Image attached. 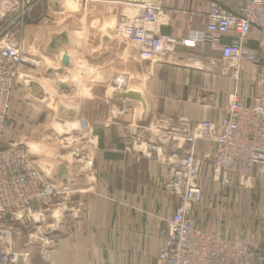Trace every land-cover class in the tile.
<instances>
[{
	"label": "crops",
	"instance_id": "obj_1",
	"mask_svg": "<svg viewBox=\"0 0 264 264\" xmlns=\"http://www.w3.org/2000/svg\"><path fill=\"white\" fill-rule=\"evenodd\" d=\"M75 1L87 18L67 30L71 66L62 68V54L58 57L47 49L52 35L63 32L51 24L30 27L31 37L39 45L25 54L27 60L21 66L37 73L24 74L40 80L55 77L48 74L49 69H61L57 75L65 74L63 82L74 87L63 91L54 85V91L66 94L68 101L62 106L74 105L71 122L78 127L85 120L90 127L89 164L94 178L86 213L63 223L60 231L51 235L54 246L44 264H156L161 231L180 205L164 187L170 176L167 162L173 156L170 145L181 140L182 130L200 121L219 125L226 106L235 98L249 105L264 100L262 35L256 29L250 35L251 45L259 49L260 65L240 62L235 66L222 60L219 49L186 43L193 29L206 27L211 0H92L90 6L84 0ZM217 1L232 11L246 2ZM52 3L55 8L61 6L58 1ZM144 5L159 13L158 31L178 41L165 45L152 62L141 61L139 46L114 34L122 16L136 15ZM104 37L109 38L106 44ZM229 41L230 37L224 38V42ZM234 67L239 70L238 79L233 76ZM117 76L126 77L129 83L135 77L143 89L132 88L130 83L127 92H139L141 97L113 96L114 90L108 87ZM21 79L13 109L25 88ZM27 102L45 110L38 101L28 98ZM16 107L22 108L21 104ZM152 144L158 145L157 152H150ZM214 148L211 143H202L195 152L203 192L202 201L192 208L195 226L207 233L264 245V177L258 169L245 175L236 165L226 182L219 179L209 159ZM57 184L61 188L62 182ZM247 264L258 262L251 257Z\"/></svg>",
	"mask_w": 264,
	"mask_h": 264
},
{
	"label": "built area",
	"instance_id": "obj_2",
	"mask_svg": "<svg viewBox=\"0 0 264 264\" xmlns=\"http://www.w3.org/2000/svg\"><path fill=\"white\" fill-rule=\"evenodd\" d=\"M42 2L45 0H0V30L6 24L17 29L23 28L27 20H33L31 16ZM158 23L159 13L156 9L144 5L136 15L122 16L115 26L118 27L117 34L139 46L138 56L141 61L152 62L163 53L165 45L178 44L175 38L158 31ZM254 29L261 33L260 46H264V0H246L236 11L227 9L217 0H211L206 27L193 29L186 43L219 49L225 63L236 66L240 62H248L259 66V49L253 47L250 41ZM2 32L0 264H25L23 258L30 259V254L15 250L13 231L7 226L20 222L27 229H33L35 221L32 213L54 212V205L61 199V192L57 179H49L41 173L24 146L15 143L6 148L1 146L14 86L21 76L20 67L25 56L20 47L5 40L6 36L3 37ZM225 37H230L231 41L224 42ZM234 69L233 76L238 79L239 70L237 67ZM116 85L120 87L116 88ZM111 86L113 90H127L130 83L126 77H118ZM83 125L86 126V123L83 122ZM180 134L181 140H175L170 145L173 156L167 162L170 176L164 186L169 194L178 199L180 205L161 231L156 264H247L251 257H255L258 264H263L264 245L198 229L192 218V208L203 199L199 186L200 161L195 153L202 143L215 146L209 159L219 179L222 177L226 182L236 165L245 175L258 169L260 176L264 177V100L260 98L249 105L235 98L226 106L219 125L211 121H200L182 130ZM181 141L184 143L182 146ZM150 151L157 152L158 145H150ZM157 158L160 160L158 154ZM7 214L11 215L9 219L6 218ZM48 238L51 240V237Z\"/></svg>",
	"mask_w": 264,
	"mask_h": 264
},
{
	"label": "rangeland",
	"instance_id": "obj_3",
	"mask_svg": "<svg viewBox=\"0 0 264 264\" xmlns=\"http://www.w3.org/2000/svg\"><path fill=\"white\" fill-rule=\"evenodd\" d=\"M52 1H58L61 6L55 8ZM86 1L90 6L92 0H84L83 3ZM79 6V2L75 0H45L37 5L36 11L31 16L33 20L26 19L23 28L17 29L6 24L0 31H3L2 36H6V41L20 47L26 55L31 54L30 49L35 50L33 48H36L37 44L39 45V41L36 43L35 39L31 37L30 27L34 24L57 25L60 30L63 29L62 33L68 35L69 31L67 30L74 29L76 21L87 18V14L79 12ZM26 57H24L22 67L25 65ZM24 71L32 75L35 73L33 70L28 71L27 67H20L21 76L17 82L22 78L21 82H24L25 88L21 89L20 101L15 104V109H13L11 107L13 106L14 92L17 88H21L17 83L14 86L1 146L6 148L13 143L23 145L30 157L38 161L37 167L40 172L45 173L46 175H44L49 179H58L61 163L69 165L70 177L67 176L64 183L62 182L61 188L59 187L61 199L57 203L60 202L62 206H56L62 212L59 226L63 223L64 225L65 223L69 224L86 213L88 191L94 178L92 163L89 164L92 162L90 156L92 147L88 141L89 133L86 132L90 127L85 120H79L80 126L78 127L71 122L74 105L73 108L69 104L68 107H66L67 104L62 106L68 100L65 93L54 91V87L57 86L55 77L53 79L44 77L42 80L34 79L24 74ZM35 74L37 75V73ZM64 75L61 76V79L66 78ZM29 82H34L35 85L29 86ZM130 83L132 88L140 87L139 81L135 77L130 79ZM108 88H111V85ZM28 98L38 101L45 107V110L31 107L27 102ZM17 104H21L22 108H17ZM41 122L42 124H40ZM83 122L86 123V126L83 125ZM40 126L41 129L36 131ZM26 145H29L30 148ZM58 182L61 183L60 180ZM32 216L35 221L33 229H27L25 224L22 225L20 222L10 223L7 227L13 231V242L15 246L17 245L15 250L30 254V259L24 260L25 264H44L49 250L54 246L53 237L49 236L46 227L55 225L58 220L55 219V210L47 212V214L36 211L32 213ZM48 237H52L51 240Z\"/></svg>",
	"mask_w": 264,
	"mask_h": 264
},
{
	"label": "water",
	"instance_id": "obj_4",
	"mask_svg": "<svg viewBox=\"0 0 264 264\" xmlns=\"http://www.w3.org/2000/svg\"><path fill=\"white\" fill-rule=\"evenodd\" d=\"M109 42V38L108 37H104L103 39V43L106 44ZM69 45V40L66 34H54L51 37V42L48 45V50L49 52L55 54V55H61V66L62 68H69L71 66V58L69 56V54L67 53V47ZM62 71V70H59ZM57 70L55 69H49L48 70V74L55 76ZM56 85L57 87H59L61 90L63 91H72L73 90V85L71 83L68 82H63V81H56ZM138 96L141 97V93H137ZM137 95L132 94V93H128V94H124L118 91H113V96L115 97H124V98H131V99H137L139 98ZM69 171L67 169V166L65 164H61L59 166V171H58V175L57 178L63 182L65 180V178L68 176ZM11 217V215L7 214L6 218L9 219ZM55 219L58 220V222H56V224L52 227H47L46 230L49 233L55 234L57 232L60 231V226H59V220H60V213L59 210L56 209L55 210Z\"/></svg>",
	"mask_w": 264,
	"mask_h": 264
},
{
	"label": "bare ground",
	"instance_id": "obj_5",
	"mask_svg": "<svg viewBox=\"0 0 264 264\" xmlns=\"http://www.w3.org/2000/svg\"><path fill=\"white\" fill-rule=\"evenodd\" d=\"M117 29H118V27L117 26H114V34L116 35V36H118V37H120V38H124L125 39V37H123V36H121V35H119V34H117ZM58 34H60V33H58ZM61 34H65V33H61ZM67 35V34H66ZM37 36V35H36ZM67 37H68V35H67ZM34 49V48H33ZM56 56H58V57H60V55H56ZM61 70V69H60ZM57 73H62V71H57L56 72V74H55V77H58L59 79V81H63L62 79H61V76H60V74L59 75H57ZM69 73V72H68ZM64 76H66V75H64ZM118 77H124V76H117L116 78H114L113 80H112V82L114 81V82H116L117 81V78ZM71 83V82H70ZM72 84V83H71ZM73 85V84H72ZM73 87H74V85H73ZM113 86H111V88H112ZM120 86L119 85H116V88H119ZM140 88H141V90L143 89V87L142 86H140ZM129 90V88L127 89V90H124V89H114V91H118V92H121V93H124V94H128V91ZM12 101V100H11ZM182 143V141L180 142V144ZM21 145V144H20ZM23 146V145H22ZM151 152V151H150ZM154 152V151H153ZM61 164H65L66 166H67V169H68V171H69V165L67 164V163H61ZM60 164V165H61ZM59 165V166H60ZM69 175V174H68ZM65 179H67V177L65 178ZM57 181H59V179H57ZM65 181V180H64ZM58 205H60V206H62V204H60V202H58V203H56L54 206H58ZM58 210H60L59 211V213H60V215H61V209L60 208H58V207H56ZM56 208L54 209V210H56ZM45 216V215H44ZM62 221V220H61ZM59 224H60V221H59ZM17 246V245H16ZM24 260H27L26 258H23V261ZM25 262V261H24Z\"/></svg>",
	"mask_w": 264,
	"mask_h": 264
}]
</instances>
